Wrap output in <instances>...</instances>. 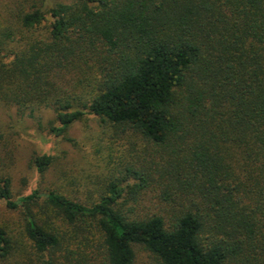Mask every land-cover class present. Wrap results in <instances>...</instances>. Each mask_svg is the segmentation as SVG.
<instances>
[{
    "label": "trees",
    "instance_id": "1",
    "mask_svg": "<svg viewBox=\"0 0 264 264\" xmlns=\"http://www.w3.org/2000/svg\"><path fill=\"white\" fill-rule=\"evenodd\" d=\"M39 2L0 21V105L51 108L55 135L96 117L125 149L89 201L15 197L0 168L20 216L0 224V264H138L135 247L264 264V0Z\"/></svg>",
    "mask_w": 264,
    "mask_h": 264
},
{
    "label": "rangeland",
    "instance_id": "2",
    "mask_svg": "<svg viewBox=\"0 0 264 264\" xmlns=\"http://www.w3.org/2000/svg\"><path fill=\"white\" fill-rule=\"evenodd\" d=\"M33 5L41 4L39 0H0V21L3 25L14 23L15 13L27 11ZM54 119L51 108L20 114L15 107L0 105V168L11 176L14 196L26 195L37 188L58 189L85 201L97 198L107 179L121 168L116 165L125 148H118L109 139L110 130L96 117L86 116L74 122L61 135L50 131ZM43 153L51 155L52 160L40 174L31 160ZM19 218L17 210H8L0 200V224L17 222ZM135 250L138 264H153L147 252L139 247Z\"/></svg>",
    "mask_w": 264,
    "mask_h": 264
}]
</instances>
